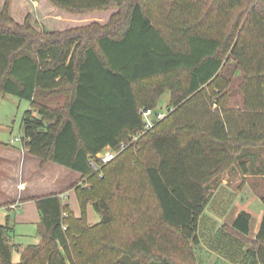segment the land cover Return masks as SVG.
I'll list each match as a JSON object with an SVG mask.
<instances>
[{"label":"trees","instance_id":"trees-1","mask_svg":"<svg viewBox=\"0 0 264 264\" xmlns=\"http://www.w3.org/2000/svg\"><path fill=\"white\" fill-rule=\"evenodd\" d=\"M49 1L75 14L118 9L107 25L65 32L18 24L9 1L0 14V93L31 102L22 147L82 175L81 217L58 195L36 199L39 243L14 262L7 219L0 264L195 263L211 184L248 148L252 159L264 148V0ZM165 93L174 111L138 150L94 173L91 159L142 133L140 111ZM236 93L238 109L229 105ZM193 104L204 107L200 122L188 119ZM89 204L98 225L88 223ZM252 221L242 211L216 236L232 264H264V215L244 247ZM178 240L188 248L181 261Z\"/></svg>","mask_w":264,"mask_h":264},{"label":"rangeland","instance_id":"rangeland-1","mask_svg":"<svg viewBox=\"0 0 264 264\" xmlns=\"http://www.w3.org/2000/svg\"><path fill=\"white\" fill-rule=\"evenodd\" d=\"M7 1L10 3V14L12 18L18 24H24L26 21H29L31 26L37 31H41L44 28L49 32H65L77 28H85L91 24L103 26L107 25L111 16L118 12L117 8H111L105 11L75 14L56 7L49 0H0V14ZM239 74V72H236L235 77ZM236 79L233 80L234 89H238L239 86V81ZM241 98L242 95L236 93L230 100L229 105L238 109L236 104H239ZM169 99L170 94L165 93L156 110L160 112L166 111L169 105ZM202 99H204V103L209 108L216 107L212 106L208 94L207 96L202 95ZM203 108L201 104H193L189 108V112H191L190 117L188 118L187 112L185 116L189 120H198L200 122L202 119L200 113L203 111ZM30 109V101L12 94L0 93V154L2 156L8 154L6 149L16 148L22 150V120L24 114ZM134 146L135 143H130V148L138 150V146ZM259 149L262 150L259 151ZM246 151L248 153L247 156L235 160L211 184V198L199 231L201 244L196 250L190 244L195 263L188 262L186 264H232L214 246L218 243L216 236H219L221 234L220 232L224 231L223 228L230 230L234 218L242 211L250 212L252 213V217H254L252 221V233L247 241L248 245H244L245 248L250 247V241L253 240L256 229L258 228V215L264 210V204L262 202L264 197V148H255L252 150V152L258 151L259 157L257 159L251 158L250 148ZM33 173L32 169L28 172V179L32 178ZM82 183H85V180ZM73 194L74 192L69 189L60 198L65 203H69L71 208L79 214V207ZM9 209L7 208L6 211L11 212ZM34 211L37 215L38 211L35 206L28 204L23 210L16 209L9 216V225L13 227L10 244L14 247V262L20 260V251H23L30 245H36L40 241L38 237V226L34 224ZM6 217L4 210L0 214V223L5 224ZM23 218L29 219L30 222H22ZM177 244L179 250L175 251V254L179 256L178 260L181 261L183 256L187 254L188 248L187 245L181 244L179 240Z\"/></svg>","mask_w":264,"mask_h":264},{"label":"crops","instance_id":"crops-1","mask_svg":"<svg viewBox=\"0 0 264 264\" xmlns=\"http://www.w3.org/2000/svg\"><path fill=\"white\" fill-rule=\"evenodd\" d=\"M6 150L8 154L4 156L0 154V214L5 210L6 221L16 209L23 210L26 205L32 204L38 211L36 199L50 195L62 197L69 189L74 192L73 195L79 207V214L71 208L69 203L62 200L63 204L69 206L78 218L81 217V209L75 191V186L84 180L80 173L53 162L42 165L40 158L31 155L23 147L22 150L16 148ZM31 169L34 173L32 178L28 179L27 174ZM13 207L15 208L12 209ZM7 208H10L11 212H7ZM250 214L252 215V213ZM263 215L264 210L258 215V228L255 234L259 231ZM87 216L88 223L91 226L98 225L101 222V217L92 204L88 205ZM33 217L35 219L34 224L38 225L41 220L39 211L37 215L34 211ZM22 222L30 221L23 218Z\"/></svg>","mask_w":264,"mask_h":264},{"label":"built area","instance_id":"built-area-1","mask_svg":"<svg viewBox=\"0 0 264 264\" xmlns=\"http://www.w3.org/2000/svg\"><path fill=\"white\" fill-rule=\"evenodd\" d=\"M173 111L174 108H167L164 112L157 111L156 109H142L140 111V115L144 121L143 132L133 136L130 143H136L144 133L154 128L157 123L163 121ZM130 143L122 142L117 148L107 147L101 153L96 155V157L92 158L90 164L94 173H99L103 169V167L119 157L130 147ZM99 176L102 177V174H100ZM14 208L15 207H13L12 209Z\"/></svg>","mask_w":264,"mask_h":264}]
</instances>
